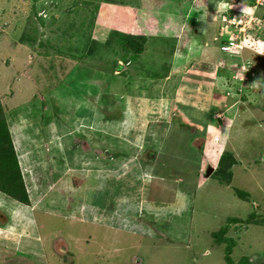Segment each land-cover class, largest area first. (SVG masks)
<instances>
[{
  "label": "rangeland",
  "instance_id": "obj_1",
  "mask_svg": "<svg viewBox=\"0 0 264 264\" xmlns=\"http://www.w3.org/2000/svg\"><path fill=\"white\" fill-rule=\"evenodd\" d=\"M239 1L241 11L256 4ZM175 2L0 0V163H9L0 165L1 264H264V6L238 14L255 22L245 31L250 41L243 49L219 50L211 64L196 63L199 53L189 50V60L174 65L189 74L165 80L174 68L172 40L178 39L127 32V25L123 32L115 17L123 5L178 7L191 26H199L192 15L221 22V0ZM231 29L206 25L208 35L198 34L195 44L212 36L219 46ZM92 32L107 34L98 53L87 37ZM145 53L160 60L151 80L137 74L136 61ZM93 71L104 75L93 77ZM103 76L112 84L117 77L118 90ZM111 125L120 129L105 131ZM85 154L102 165H120L113 181H121L116 191L132 189V199H125L131 220L148 229L163 222L167 229L146 238L137 223V233L120 232L71 216L70 207L95 204L96 193L84 198L89 186L80 185L85 177L96 183L100 166L85 165ZM208 166L213 172L207 176ZM108 188L105 198L113 196ZM29 196L47 210L30 213L28 233L27 224L16 230L15 223ZM155 202L169 206L158 203L157 210Z\"/></svg>",
  "mask_w": 264,
  "mask_h": 264
},
{
  "label": "crops",
  "instance_id": "obj_2",
  "mask_svg": "<svg viewBox=\"0 0 264 264\" xmlns=\"http://www.w3.org/2000/svg\"><path fill=\"white\" fill-rule=\"evenodd\" d=\"M176 1L177 2H175V6L181 5L179 3V0H176ZM102 7L103 6H100V9H102ZM180 10L178 9V7H164L162 10L161 9H154L153 11H146L144 9H140V8L137 9L135 7H128L127 8V6L123 5L122 10H119V7H118V13L115 17V20H116V25H119V27L120 26L123 27V32H125V26L127 25L130 28V30H128L129 28L127 29L128 30L127 32H129L135 28V29H137V32L139 30H142L144 32L143 34H148L150 36H157V37H159L160 40L162 38H164L163 39L164 42H168L167 38H174V39L177 38L178 43L176 41L172 40V42L174 43V45H173L174 48L172 47V51H174V52L171 54V56H172V63L171 64H173V67L176 63H182V65H184L185 62L189 60V59H187V57H188L187 51H189V50H192V51L194 50L197 53H199L197 55L198 58H196V63H202L203 64L204 61H207L208 63L211 64L213 61H215L216 58L219 57L218 56L219 46L215 45L214 40H212V38H211L212 36H210L206 39L203 38V42H201L202 44L196 45L195 44V41H196L195 37L198 34H201V37H205V35H208V32L205 30L206 25H208L210 27H213L215 25L216 27L219 26V28H220V25H222V23L218 20L214 21V20H209V19H206V21H202L203 20L202 16L198 17V15H192V17H191L192 20L193 21L195 20L197 23H199V26H197V25L191 26L190 23L189 24L186 23V21H185L186 17L181 16L182 9H180ZM120 14H122V16ZM218 31H219L218 33L220 35H224L223 32H225V31H223V30H222L223 32L221 30H218ZM205 32H207V33L205 34ZM103 34L99 35V34H95L92 32V34L90 33L87 36L89 41H90V45L93 47V50L97 51V53L99 51H101L102 46L104 45L105 36L107 37V34H105V33H103ZM225 34H226V32H225ZM148 35H147V37H148ZM178 36H180V37H178ZM222 41H224V40L221 39V42ZM220 43H219V45H220ZM151 50L154 51L153 49H151ZM94 54H95V52H94ZM88 62L89 61H85V63L87 65L91 66L92 64H89ZM92 63H94V62H92ZM73 64H74V62H73ZM159 64H160V60L158 59V57L156 58L153 54H151V53L141 54L140 59L138 61H136L137 72L139 70V72L137 74H139V73L144 74L145 73L144 77L148 78V80H151V79H153V75H151L150 72L155 73L154 71L157 70V68H159L158 67ZM72 65H70V66H72ZM195 65L196 64H194L192 67H194ZM83 68H85V67H83ZM174 68L176 71H173ZM174 68L170 72H168L167 77H164L165 80L167 78L171 77V75L179 76V75H183V74H189V71H187V69L186 70L185 69H178V67H174ZM71 69L72 68H70V70ZM94 72L95 71H93V77H96V78L99 77V75H104L103 72H98L97 74H94ZM211 72H212V70H211ZM211 72H210L209 78H212L213 80H215L216 74H213V73L211 74ZM104 73H107V72H104ZM105 76H107V75H105ZM105 76H103L105 79L101 78V80L102 81L105 80V82L107 84H111V86H112L111 89H113L115 87V89L118 90L119 87L116 88V86H118L121 81L116 76H114V77H116L118 84L117 83L112 84L111 82H108V80L106 79ZM205 77L206 76L204 74V78ZM161 82L164 84V82L162 80H161ZM181 84L182 83H179V86L176 88H178L179 90H180L181 86L183 88L184 84H182V85ZM172 87L173 86L169 87V89L171 88L170 89L171 94L176 89L175 88L173 91ZM109 94L115 96L114 92H112V93L109 92ZM174 96L177 97V95H174ZM99 97H101V96H99ZM122 98L124 99V97H122ZM126 98H128V97H126ZM122 111H123V109H122ZM131 114H132V112H131ZM89 126L90 125H87V124H80V127H82V128H87ZM111 126L107 128L108 130L105 129V131L110 132V131L120 129V127L118 128V126H116V125H113L112 127ZM75 127H76V125H75ZM102 129L104 131V127H102ZM123 130L124 131L126 130L125 127ZM60 131H59V133H61ZM65 134H67V133H65ZM59 135H62V134H59ZM70 136L75 137V134L70 135ZM73 137H72V139H73ZM109 137H110V134L107 136V138H105V137H103V138H105L107 140V139H109ZM76 151H78V149H73V152H76ZM78 154H80V153H78ZM78 161H80V156L78 157ZM84 163H85V165H87V164L91 165L93 163L92 164L93 166L95 163V164L100 166V168H99L100 172L98 171L99 172L98 174L100 175V177L97 178L96 183L91 184V180H89L88 177H87V179L85 177V179L83 178L85 180V182H83L82 185H80V187L89 186V188L86 191H83V197L84 198L87 197L86 195H88L90 193L92 194V196L96 193L95 194L96 198H93V200L91 198L92 201H95V204H89L88 205V203L80 202L77 207L73 208V207L69 206L70 207L69 214L71 216L76 217V218L78 217L80 220H82L86 224H92V222L94 224H97L98 222H103L106 225L107 229L112 228L113 230L120 231V232H124V230H128L130 233H137L138 231L134 229L133 225H135V223H137V224H140L143 226L142 221H140V220L135 221V219L131 220L129 218L131 216H128L127 214H125L126 211H131V209H129L130 205L126 204L125 199H126V197L129 196V194L133 193L132 189L124 190L122 188L120 191H116L115 184L118 183L117 185H119L121 183V181H120V183L116 182V180L113 181L114 176H117V173L114 171L118 168V166L120 167V165H117V164L102 165V164L94 162L91 159V157H88V155L85 156ZM96 166L93 169L98 170L97 168L99 166L98 167H96ZM107 167L110 170H108ZM91 168H92V166H91ZM132 169L134 170V168H132ZM77 177L79 178V175H75L73 177V180H76ZM86 180H88V181H86ZM97 184L99 185L98 187H97ZM109 185H111V187L114 188L113 189V191H114L113 196H108V198H105L109 192V188H108ZM65 192L62 194L63 196L67 193V192L66 193ZM162 192L157 193V189H155L153 193H156L157 196L162 197V195H163ZM33 195L35 196L36 194H33ZM76 195H78V194H76ZM99 197H100V206L97 207L98 203H96V202L99 199ZM131 199L132 198H130V196H129V201ZM183 200L185 201V199H183ZM29 201H30V203L28 205H26L25 208L23 207L21 210L19 209L20 215H18L17 221H16L17 223H15L16 230L17 229L22 230V228L24 226L23 223L27 224L26 226H27V232L28 233H29L28 220H29L30 213H32V212L35 213V212L39 211L38 208H40V207H41L40 209L47 210L46 206L43 205V202L39 203L40 200L32 202V198H31V196H29ZM50 201L53 202V199H51ZM64 201L66 202V205L68 203H70V200L67 198V196H64ZM179 201H181V200H178V202ZM184 201H183V203H185ZM152 202L154 203L153 200H152ZM54 203L55 202H53V204ZM158 203H160V202H158ZM158 203L155 202V205L153 204L156 207V209L158 208V205H159ZM168 204L169 203H167V202H162V203H160V207L168 205ZM87 208L90 209V211H86ZM160 209H162V208H160ZM169 210H170V207L167 211L169 212ZM163 214L166 216H162V218H164V219L167 218L168 213H165V211H163ZM79 215H81V216H79ZM140 217H142V216H140ZM11 220L12 219H10V222L12 223L13 221H11ZM105 220H108L109 223L106 222ZM155 221L156 220H154L153 223ZM156 222H158V221H156ZM161 223L158 222L160 227H154L153 229H148L147 227L143 226V228L146 229V232H144L143 235H145L146 238H155L154 236L156 234L153 230H159V229L166 230L167 229L165 227L164 223L163 222H161ZM160 240H162V239H160ZM166 241H167V238L164 240L163 243H169ZM5 244H6V242H5ZM61 249H59V250L65 251L66 246H62ZM0 260H1V258H0ZM139 260L140 259H136V261H135L136 264L139 263ZM0 264H1V261H0Z\"/></svg>",
  "mask_w": 264,
  "mask_h": 264
},
{
  "label": "built area",
  "instance_id": "obj_3",
  "mask_svg": "<svg viewBox=\"0 0 264 264\" xmlns=\"http://www.w3.org/2000/svg\"><path fill=\"white\" fill-rule=\"evenodd\" d=\"M225 2L231 4L232 7L227 11H220L218 14V18L220 17V20L223 23L220 29L224 30L225 26H229L233 29H231L228 39L219 45V49L228 52L238 51L243 49L246 41H250L249 37L245 36V31L250 32V28L254 27V17L250 16L244 22V20L240 19L238 16V14L243 12L238 8V3L240 4L242 2L239 0H225ZM258 5L264 6V0H256V4H253L252 6L253 8H256ZM232 8H234V10H232ZM228 11H230V15L227 13ZM246 28H248V30H246Z\"/></svg>",
  "mask_w": 264,
  "mask_h": 264
},
{
  "label": "clouds",
  "instance_id": "obj_4",
  "mask_svg": "<svg viewBox=\"0 0 264 264\" xmlns=\"http://www.w3.org/2000/svg\"><path fill=\"white\" fill-rule=\"evenodd\" d=\"M232 7L231 4L225 2V0H221V2L217 5L218 11H227ZM254 9L252 7H245L243 9V12L245 14L251 15L253 13ZM226 19V18H225ZM221 44V43H220ZM220 50V49H219ZM259 50H264V49H259ZM222 51V50H220ZM225 52V51H222Z\"/></svg>",
  "mask_w": 264,
  "mask_h": 264
},
{
  "label": "trees",
  "instance_id": "obj_5",
  "mask_svg": "<svg viewBox=\"0 0 264 264\" xmlns=\"http://www.w3.org/2000/svg\"><path fill=\"white\" fill-rule=\"evenodd\" d=\"M8 151V150H7ZM8 155H9V157L11 158V162L17 167V170H18V172H19V167H18V165H17V160H15V157L13 158L14 160H12V154L11 153H8ZM3 161H4V159H2V161H1V163H0V165H5V164H9L8 162H5V163H3ZM20 173V172H19ZM2 183V182H1ZM10 191V190H9ZM23 193H24V199L25 200H27L28 201V196L26 195V190L25 189H23Z\"/></svg>",
  "mask_w": 264,
  "mask_h": 264
},
{
  "label": "water",
  "instance_id": "obj_6",
  "mask_svg": "<svg viewBox=\"0 0 264 264\" xmlns=\"http://www.w3.org/2000/svg\"><path fill=\"white\" fill-rule=\"evenodd\" d=\"M212 172H213V167L212 166H208L206 168V170H205V173H206L207 176L210 175Z\"/></svg>",
  "mask_w": 264,
  "mask_h": 264
},
{
  "label": "bare ground",
  "instance_id": "obj_7",
  "mask_svg": "<svg viewBox=\"0 0 264 264\" xmlns=\"http://www.w3.org/2000/svg\"><path fill=\"white\" fill-rule=\"evenodd\" d=\"M195 225V224H194Z\"/></svg>",
  "mask_w": 264,
  "mask_h": 264
}]
</instances>
